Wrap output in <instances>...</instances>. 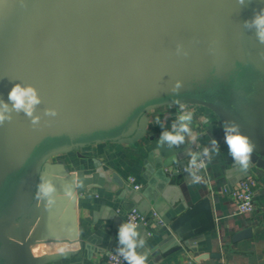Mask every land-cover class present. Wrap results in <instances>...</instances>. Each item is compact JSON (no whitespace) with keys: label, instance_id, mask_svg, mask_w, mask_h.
<instances>
[{"label":"water","instance_id":"obj_1","mask_svg":"<svg viewBox=\"0 0 264 264\" xmlns=\"http://www.w3.org/2000/svg\"><path fill=\"white\" fill-rule=\"evenodd\" d=\"M261 8L264 0H0V99L16 83L35 86L41 98L37 125L23 112L0 125V264H37L27 247L36 239L31 225L42 229L74 192L129 191L96 159L66 181L46 173L52 158L136 144L144 115L175 101L204 107L222 129L237 124L255 144L251 163L264 161V44L243 26ZM177 80L183 87L173 91ZM49 108L57 115H46ZM165 167L156 178L167 184ZM48 181L55 191L37 195ZM166 221L178 250L216 227L209 198Z\"/></svg>","mask_w":264,"mask_h":264},{"label":"crops","instance_id":"obj_2","mask_svg":"<svg viewBox=\"0 0 264 264\" xmlns=\"http://www.w3.org/2000/svg\"><path fill=\"white\" fill-rule=\"evenodd\" d=\"M184 107L193 113L191 128L198 134L194 144L186 139L180 148L160 147L158 136L162 129L157 119L170 130L179 111V105H172L144 115L140 122L143 135L136 144L103 143L52 158L47 163L46 173L66 180L79 171H88L96 159L125 182L129 176L134 177L143 188L141 191L129 188L126 193H112L102 188L87 189L81 194L74 192L68 203L73 199L72 212L65 200L57 214H53L54 218L43 221L42 229L38 223L31 225L28 232L36 239L28 242L27 247L37 264H106V257L116 249L118 228L126 223L129 210L138 208L146 214L156 208L172 223L205 198L211 201L216 227L195 248L184 245L180 250L175 248L177 240L170 226L155 228L151 236L146 228H138L145 244L137 251L148 253L147 264H264V161L250 163L246 172L240 171L228 154L224 131L217 118L204 107ZM213 138L219 142L220 154L208 163L199 153L204 147L211 149ZM188 149L197 152L198 159L207 163L199 184L190 183L189 174L182 173L181 165L188 163ZM165 165L170 179L167 184L156 178ZM245 173L257 182L256 209L242 215L230 192ZM70 216L71 228L66 224ZM52 219L57 221L56 231L50 227Z\"/></svg>","mask_w":264,"mask_h":264},{"label":"clouds","instance_id":"obj_3","mask_svg":"<svg viewBox=\"0 0 264 264\" xmlns=\"http://www.w3.org/2000/svg\"><path fill=\"white\" fill-rule=\"evenodd\" d=\"M240 5L245 3V0H238ZM244 28L253 31L258 42L264 44V8L254 13L250 20H246L243 24ZM181 53V48L177 47V54ZM187 55V52L183 53ZM183 87V82L175 81L173 91H178ZM41 103V98L37 88L31 84L22 85L16 83L8 93L7 102L0 99V125L6 121L12 120V113L17 114L23 112L31 119L33 126L39 123L40 118L34 115L36 106ZM179 105V111L175 120L171 123L170 130L164 128L157 119V124L161 127V132L158 136L160 147L167 146L169 148H180L185 145L186 139L189 143H196L198 134L193 132L191 124L193 121V113L185 109L183 104L175 101ZM46 115L56 116V109H46ZM224 143L227 145L228 154L236 167L242 172H246L250 166L252 154L255 150V144L250 138L241 133L239 126L235 123L225 121L223 124ZM211 149L204 147L199 153L200 156L206 157L210 163L214 155L220 154L219 142L213 138L211 141ZM186 156L189 158L185 166V172L189 174L190 183L199 184L203 181V177L198 175V172L207 167V163L203 159H198V153L188 149ZM37 195L43 194L49 196L55 191L54 186L50 181L42 182L39 186ZM51 203V201H49ZM145 244L144 238L138 230L136 223H122L117 232L116 253L123 258L126 264H147L148 253L138 252L139 248H143Z\"/></svg>","mask_w":264,"mask_h":264},{"label":"built area","instance_id":"obj_4","mask_svg":"<svg viewBox=\"0 0 264 264\" xmlns=\"http://www.w3.org/2000/svg\"><path fill=\"white\" fill-rule=\"evenodd\" d=\"M182 168V173L185 172ZM201 171H205L202 169ZM201 171L198 172L202 173ZM126 184L134 191H141L142 185L137 184L136 179L129 176L126 179ZM256 180L245 178L238 182L236 187L230 192L231 198L236 202L238 213L242 215L251 214L255 211L256 205L254 201V190L256 187ZM132 222L138 225V228L144 227L148 230V235L151 236L155 228H168L169 223L156 211L151 210L149 213H142L138 208H132L127 213L126 223ZM106 264H126L122 257L116 251L110 252L106 257Z\"/></svg>","mask_w":264,"mask_h":264}]
</instances>
